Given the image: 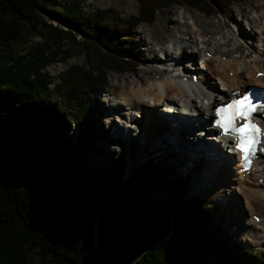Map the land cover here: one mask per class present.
Returning <instances> with one entry per match:
<instances>
[{
  "label": "trees",
  "instance_id": "1",
  "mask_svg": "<svg viewBox=\"0 0 264 264\" xmlns=\"http://www.w3.org/2000/svg\"><path fill=\"white\" fill-rule=\"evenodd\" d=\"M240 1L139 0L135 14L121 17L107 5L81 11L79 0L60 10L49 0H0V49L12 58L0 64V264H201V248L214 246V236L199 233L215 212L203 197L187 198L184 178L155 157L125 176L134 149L84 164L82 151L97 137L89 100L106 87L110 71L138 64L130 32L152 22L157 8L175 2L209 14ZM31 33L41 38L21 61L12 44ZM76 33L85 58L57 71L46 87V62L59 55L62 37ZM16 96L30 107L24 116ZM160 186L169 192L164 203L129 201V192ZM188 221L192 228L184 231ZM252 251L246 259L222 249L212 264H264V249Z\"/></svg>",
  "mask_w": 264,
  "mask_h": 264
},
{
  "label": "rangeland",
  "instance_id": "2",
  "mask_svg": "<svg viewBox=\"0 0 264 264\" xmlns=\"http://www.w3.org/2000/svg\"><path fill=\"white\" fill-rule=\"evenodd\" d=\"M68 1L69 0H49V3L51 6H53L52 3L56 2L57 4L54 7L60 10L62 5ZM138 3L139 0H79L81 11L88 12L90 10H95V8H101V6L107 5L113 7L114 9H118L120 11L121 17H126L133 13L135 14L137 12L136 10ZM156 11V17L152 22L140 23V25H138L135 29L133 28L130 32V36L133 39L132 42L134 44L133 49H135L138 54V57L133 61L137 63L139 61V63L127 71H110V73H108V82L106 87H104L103 90H99V92L96 93V95H93L89 100V103L93 107L90 117L94 120V123L92 122L93 125H96L95 128H93V134H95L97 137H90V145H86H88L91 149L82 151V156H84V164L94 165L100 159L106 160V158L110 156L109 152L111 150H115L116 152H120L125 149L130 150L132 148V144H137L135 148V157L130 160L128 159L130 166L128 167L127 171H125V176L131 170L134 171L138 165V162L140 161V158H142L144 154L152 155L150 157H155L154 159L160 160L161 163H159V166L161 165L163 168L171 165L169 167L172 175L177 177L181 176L185 179L183 190L187 198H193L195 196L203 197L206 199L208 207L211 209V211L215 212L211 225L206 224L205 226H202L199 233L202 239L205 237L204 234L206 230H209L212 233V236H214V246H205L201 248V252L205 257L200 263L212 264L214 258L219 256L222 249L227 250L229 256H231L233 252H236L237 255L245 256L246 259H248L250 250L264 249V221L262 220L263 223L261 227L256 225L258 229L252 237L247 234V231L240 232L241 230H239L238 225H244L245 230H248L250 227V225L247 224V218L250 216V211L249 208L245 206L242 195L238 193L237 188L234 189L235 186L233 183L235 182L232 183L228 174L224 173L223 171L219 172L218 178L220 183L214 188L207 187L202 191L200 187L197 186V183L201 180L195 179V176L201 172L202 168L194 171V166H192L190 167V171H186V173H184L185 171L183 168L186 164V161L184 160L182 164L181 160H173L171 154L164 150L165 145H163L162 148H159L161 151L160 152L159 150H156V147L152 141H150V143L153 144L152 146L150 145L152 151L150 147V149L147 148L145 143L141 144V149H137L138 145L140 146L141 139L136 133V128H133L131 133H128L130 135L129 140H127V138H121L124 137L123 132L121 135H119L120 133L113 135V127H117L119 124L121 125V128L124 127V129H126V124L132 123V121L128 119V116H133L134 113L137 115L138 113L136 114L135 109H128V107L124 106L122 107L123 113H128L123 114L125 116L121 117L119 114L115 113L113 109L111 111V108L119 106L120 101H122V91L119 87H121L120 84L125 78L129 80L130 78H142V81L146 86L155 83L156 85H160V88H162V81L172 75L167 76V74L165 77L163 75L160 77L159 75H161L163 72H160L156 65H154V62H157L161 58L160 55L163 56V54H165L163 52L164 50L167 52V56L171 59L183 55L181 54V50L178 48V44L184 45V49H186L184 53L186 52L188 55H191L190 53H192L196 58L200 56L198 53H196V48L204 46L207 49L203 50H207L208 53L214 50L212 53L213 55H211L213 60L220 58L222 61H224V56H228L229 54L230 56H228V58L231 59L233 57H238L240 63H244L245 57H253L255 52H259V50H257L259 45H261V49L264 51V45L261 44L262 42L260 43L259 38L261 35V30H259L260 27H263V29H261L264 32V0H241L240 2H231L227 6L216 8L209 14L202 11L198 12L197 10L190 8V6L187 4H177L175 2L167 7H159ZM47 18L53 24H57V22L51 18V16ZM181 34L184 35V39L179 38ZM79 36L80 34L76 33V35L73 37H62L61 43L59 44V55L50 62L47 61V64L42 70L45 71L46 75L51 80L49 84L47 83L46 87L49 88L54 82L58 80V77L56 76L57 71L65 69L70 64H72V62L79 63L83 60V58H85L84 52L80 48L81 43ZM40 38L41 37L36 35V33H31V35L25 39L22 37L18 38L12 44L14 56L21 55L19 60L24 61L26 57L31 56L32 52L36 49L32 43H37ZM192 38L194 42L196 41L195 44L193 43V47H195V49L191 48L192 44L189 41ZM160 48L163 50H159ZM201 53L205 54L203 51H201ZM8 55L10 54L8 53L7 49H0V64L6 63V65H9L12 62V58H10ZM195 57L194 59L196 60ZM185 59L186 56L184 59H181L182 62H184ZM213 60L212 62H214ZM188 61L184 63H187ZM182 62L178 65L179 67L182 65ZM201 63L202 62H193L192 65H194V68H191V70H196L198 67V69L200 68V70H204L205 72L207 69H201ZM189 66L190 65H186V67ZM194 72L197 73V71ZM228 73L230 76L234 75L232 70H229ZM209 78L214 83L216 82L215 84L218 86V88H222V85L217 82L216 75H211ZM247 84L250 83L248 82ZM36 89L40 91L41 87L37 86ZM176 97L178 98V96ZM143 98L147 100V103H150L149 101H151V99L148 97ZM15 105H17V109H19V113L22 116L30 111V107L22 101L21 96L15 97ZM172 105L175 106L174 103H172ZM165 107V104L161 103L158 105L155 111L160 114H165V112H163ZM105 110H109V112L105 113ZM76 116L77 115H75V117ZM87 117L88 115L83 117V123L87 121ZM139 123H142L141 119ZM142 126L144 129L145 125L142 124ZM79 128L80 127L78 124L75 121H72L71 129L74 131V134L78 133ZM197 128L202 127L200 126ZM200 130L201 129H197L194 132H199ZM204 131L205 130H203V133ZM209 132L210 130H207V133ZM199 133L197 135L196 132V135L200 138H203L204 136H200ZM181 138L183 137H180L179 140H181ZM202 140L205 141L206 139L204 138ZM147 150L149 151L145 153L144 151ZM178 154L179 151L177 152L176 156H178ZM76 155H74V157H76ZM236 157L237 155L234 156V161L236 160ZM198 160L201 161L202 164L201 162L198 164ZM198 160H192L190 163H196L195 165L201 164L205 167V170L208 171L209 174L214 173V169L208 166L211 160H208V162L205 163H203L204 160H207L205 158H200ZM224 160L225 162H217L214 164L217 167H221V165L225 164V168H227L229 171L228 173H230L229 163L227 162L228 160H226V158ZM234 161L231 164L233 170L236 167ZM151 178L154 179L153 176ZM187 180L192 181V184L189 187L187 186ZM258 181H261V179L259 178ZM150 183L152 184L151 181ZM221 187L225 189L226 187H232L231 199L225 195H221L220 202L223 203L219 204L215 201H211L209 198L211 192L214 189ZM128 194L129 201L131 202H137L139 200L148 202L152 199H155L157 202L161 201L164 203L168 201L169 196L168 189L162 188V186L158 188L146 189L143 191L137 190V192H129ZM219 207H222L228 212L227 216L223 219L219 218ZM238 209L240 212H238ZM253 210L260 214V219H264V203L254 202ZM191 224L192 221L186 222L184 224L183 230L188 231L191 229ZM259 235L261 238H259ZM234 264L245 263L239 261Z\"/></svg>",
  "mask_w": 264,
  "mask_h": 264
},
{
  "label": "bare ground",
  "instance_id": "3",
  "mask_svg": "<svg viewBox=\"0 0 264 264\" xmlns=\"http://www.w3.org/2000/svg\"><path fill=\"white\" fill-rule=\"evenodd\" d=\"M261 28L263 29V27H260L259 29L261 30L259 38L260 43L262 42L261 44L264 45V32ZM179 38L184 39L185 37L181 34ZM189 41L192 44H190L191 48L195 49V47H193V43L195 44L196 41L194 42L193 38ZM178 48L181 50V54L183 55L174 58L175 62L173 65H171L172 59L167 56L168 54L164 50V53H166L165 56L170 59V61L165 64V67L164 65L162 67H156L160 70V72H163L161 74L163 75L173 69L177 70L179 63L182 62L181 59H183L184 56L188 57L189 61L184 64L185 66L182 65L181 67L185 71L183 74H187L190 86L181 88L179 83L175 82L174 79L171 78L170 75H172V73L169 75V78H165L162 81L161 91L160 85L152 83L151 85L146 86L145 83H143L142 78H130V80L125 78L120 84L121 87H119L122 91V101H120L119 106L112 107L111 111L113 109L115 113L119 114V116L124 117L125 115L123 114H127L128 112L123 113L122 107L126 106L128 109H135L136 114H138L135 115L134 113V115L131 116L129 113L130 116H128V119L132 121V123L126 124V129H124L123 126V128H121V125L118 124L117 127H113L112 134L116 135L117 133H120L119 135H121L123 132L124 137L121 138H127V140H129L130 135L128 133H131V130L136 128L137 132L136 130L135 132L141 139L140 149L142 143H145L147 148H149L150 145H153L150 143V141H152L156 150L159 151V148H162V146L165 145L164 150L171 154L173 160H181L183 162L185 160L186 164L183 168L185 171L184 173H186V171H190V167L192 166H194V171L202 168L201 172L195 176L196 180H201L197 183V186H199L202 191L207 187L214 188L220 183L218 178L219 172L223 171L224 173H227L232 183L235 182L233 183L235 186L234 189L237 188L238 193L242 195L245 206L249 208L250 211V216L247 218V224L250 225L249 229L245 230L244 225L241 224L238 225V228L241 230L240 232L247 231V234L252 237L258 229L256 225L261 227L263 223L262 220L264 221V219L259 218V220L255 222L252 219V215L255 213L253 210V203H264V149L262 152H257L258 158L252 162V167L248 173L241 171L237 162L235 163V170H233L231 164L234 161V154L232 153L233 150L230 148V139L225 137L216 138L212 133H208V135L203 134V130L207 131L209 129H213L210 124L205 125L203 121L207 116L212 114L211 106L213 103L224 99V96L229 95L232 90L238 89V87L243 89L242 86L246 85L248 82L264 87V74L262 76H257L256 74L257 70L264 72V51L261 49V45H259L257 49L259 52H255L253 57H245L244 63H240L238 57H233L231 59L228 58V56H230L229 54L228 56L225 55L224 61L220 58L213 60L212 56L207 57L201 53V50L204 51L203 49L207 48L204 46L197 47L196 53L200 55L199 57L203 58V60L200 61L202 62L201 66L203 69L206 68L207 70L204 72V70H200L199 68L197 80L196 82H192L190 80V76H192V73L196 70H191L193 67L191 62H196L194 59L195 55L192 53H190L191 55L186 54V52L184 53L186 49H184V45L182 44H178ZM159 50L163 49L160 48ZM213 51L214 50H212V53ZM160 59L157 63L161 65L164 62L162 60L160 61ZM212 60L214 62H212ZM186 65L190 66L186 67ZM228 69L233 71V76L229 75ZM161 75L159 76L161 77ZM211 75H216L217 82L223 84L222 88H218L215 84L216 82L214 83L211 81L209 78ZM176 96H178V98ZM143 97L151 99V101H149L150 103H147V100ZM161 103H164L166 106L163 109L165 114H160L155 111ZM169 103H174L176 107L172 106L169 108ZM104 112L108 113L109 110H105ZM140 119L142 121L141 124L139 123ZM260 120V122L264 124V116H260ZM142 124L145 125L144 129ZM200 126L202 128H197ZM197 129H201L199 131L200 133L198 131L196 132L197 135L199 133L200 136H204L203 138L196 135V132L194 131ZM180 137L183 138L179 140ZM204 138L206 139L205 141L202 140ZM262 145L264 146V142ZM148 151L149 150L144 152L146 153ZM178 151L179 154L176 156ZM200 158L207 159L204 160L203 163L211 160L208 166L214 169V173L209 174L208 171L205 170V167L201 165L202 162L198 160ZM225 158L228 160L227 162L229 163L230 173H228L229 171L225 168V164L221 165V167H217L214 164L217 162H225ZM238 158L239 154L237 155V161ZM192 160H198L197 163L199 164L201 162V164H191L190 162ZM259 178L261 181H258ZM187 183V186L189 187L192 184V181L187 180ZM231 191L232 187H226V189L222 187L217 188L211 192L209 198L211 201L221 204L223 202H220V196L225 195L231 199ZM238 212H240L239 209ZM227 214L228 212L225 209L219 207V218L223 219L227 216ZM259 238H261L260 235Z\"/></svg>",
  "mask_w": 264,
  "mask_h": 264
},
{
  "label": "snow or ice",
  "instance_id": "4",
  "mask_svg": "<svg viewBox=\"0 0 264 264\" xmlns=\"http://www.w3.org/2000/svg\"><path fill=\"white\" fill-rule=\"evenodd\" d=\"M258 110L264 111V104L254 103L251 93L234 94L227 104L215 108L214 127L220 130L222 137L234 138L235 150L241 154L245 168L250 167L264 137V129L253 122Z\"/></svg>",
  "mask_w": 264,
  "mask_h": 264
}]
</instances>
